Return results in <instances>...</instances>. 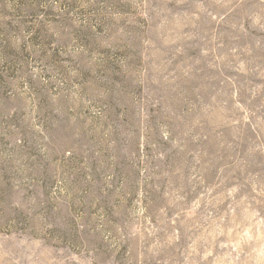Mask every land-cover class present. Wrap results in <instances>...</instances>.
I'll return each instance as SVG.
<instances>
[{"label": "rangeland", "instance_id": "1", "mask_svg": "<svg viewBox=\"0 0 264 264\" xmlns=\"http://www.w3.org/2000/svg\"><path fill=\"white\" fill-rule=\"evenodd\" d=\"M0 264H264V0H0Z\"/></svg>", "mask_w": 264, "mask_h": 264}]
</instances>
